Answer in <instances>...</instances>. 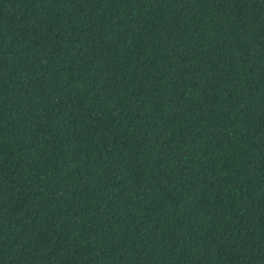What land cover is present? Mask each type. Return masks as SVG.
Segmentation results:
<instances>
[{
	"label": "trees",
	"instance_id": "obj_1",
	"mask_svg": "<svg viewBox=\"0 0 264 264\" xmlns=\"http://www.w3.org/2000/svg\"><path fill=\"white\" fill-rule=\"evenodd\" d=\"M0 264H264V0H0Z\"/></svg>",
	"mask_w": 264,
	"mask_h": 264
}]
</instances>
